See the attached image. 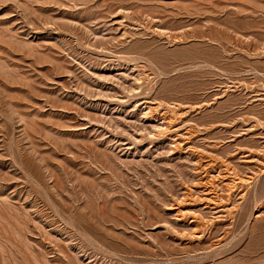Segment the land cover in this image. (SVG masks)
<instances>
[{"label":"rangeland","instance_id":"374dc122","mask_svg":"<svg viewBox=\"0 0 264 264\" xmlns=\"http://www.w3.org/2000/svg\"><path fill=\"white\" fill-rule=\"evenodd\" d=\"M0 264H264V0H0Z\"/></svg>","mask_w":264,"mask_h":264}]
</instances>
